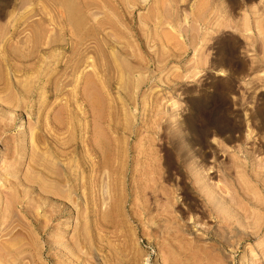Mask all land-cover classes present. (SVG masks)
I'll list each match as a JSON object with an SVG mask.
<instances>
[{
  "label": "rangeland",
  "instance_id": "374dc122",
  "mask_svg": "<svg viewBox=\"0 0 264 264\" xmlns=\"http://www.w3.org/2000/svg\"><path fill=\"white\" fill-rule=\"evenodd\" d=\"M113 1L0 0V264H264V0Z\"/></svg>",
  "mask_w": 264,
  "mask_h": 264
},
{
  "label": "bare ground",
  "instance_id": "6f19581e",
  "mask_svg": "<svg viewBox=\"0 0 264 264\" xmlns=\"http://www.w3.org/2000/svg\"><path fill=\"white\" fill-rule=\"evenodd\" d=\"M95 1V0H94ZM126 1V0H125ZM97 2V1H96ZM113 2H115V4H120V1L119 0H114ZM155 4V3H154ZM157 4V3H156ZM139 16V15H138ZM141 18V17H140ZM34 178V177H33ZM20 183V182H19ZM19 186V185H18ZM12 191V190H11ZM10 193V192H9ZM211 211V210H210ZM4 213V212H3ZM3 216V214L0 212V222H1V218H3L2 217ZM35 218V217H34ZM30 220V219H29ZM32 220V219H31ZM8 222V221H7ZM33 224H34V221H33ZM41 227V226H40ZM9 228V227H8ZM27 233V232H26ZM24 234V233H23ZM31 236V235H30ZM2 237V236H1ZM27 237V236H26ZM3 239V238H2ZM2 255H3V253H2ZM6 256V255H5Z\"/></svg>",
  "mask_w": 264,
  "mask_h": 264
}]
</instances>
